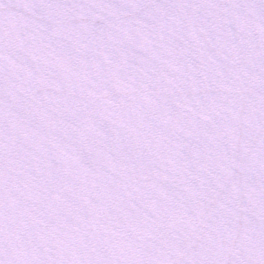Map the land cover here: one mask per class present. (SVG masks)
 <instances>
[{"label":"snow or ice","instance_id":"1","mask_svg":"<svg viewBox=\"0 0 264 264\" xmlns=\"http://www.w3.org/2000/svg\"><path fill=\"white\" fill-rule=\"evenodd\" d=\"M0 264H264V0H0Z\"/></svg>","mask_w":264,"mask_h":264}]
</instances>
